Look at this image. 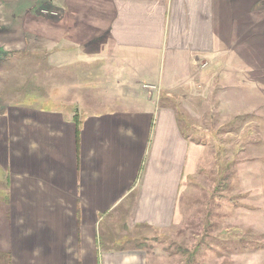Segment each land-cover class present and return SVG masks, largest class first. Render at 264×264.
<instances>
[{
    "label": "crops",
    "instance_id": "1",
    "mask_svg": "<svg viewBox=\"0 0 264 264\" xmlns=\"http://www.w3.org/2000/svg\"><path fill=\"white\" fill-rule=\"evenodd\" d=\"M61 8L55 23L46 21L56 34V94L6 101L0 112L8 184L0 217L12 261L164 264L165 256L122 239L182 223L184 192L208 147L194 142L187 114L174 104L204 94L216 102L219 86L256 71L264 0H63ZM99 62L115 82L113 96L100 101L110 108L80 112L72 104L95 102L72 99L86 80L80 66ZM66 71L79 73L80 82L66 84ZM104 88L98 83L107 94ZM143 88L155 90L137 96ZM120 216L126 229L111 241L106 222Z\"/></svg>",
    "mask_w": 264,
    "mask_h": 264
},
{
    "label": "rangeland",
    "instance_id": "2",
    "mask_svg": "<svg viewBox=\"0 0 264 264\" xmlns=\"http://www.w3.org/2000/svg\"><path fill=\"white\" fill-rule=\"evenodd\" d=\"M62 1L0 0V112L6 101L56 94L59 85L55 80L60 72L50 65L56 63L50 62V54L56 53V34L50 32L46 21L55 23L57 16L63 15ZM256 59V71L250 75L240 72L239 84L231 79L219 86L218 101L212 102V97L204 94L208 96L204 100L174 104L190 119L183 117V123L194 142L208 147L184 192L183 221L169 231H142L136 239L127 236L122 245L165 256L164 264H264V57ZM98 64L80 66L86 80L80 79L82 85L74 93L85 98L74 94L72 99L95 101L72 104L80 112L110 108L100 101L113 96L110 86L115 82L103 71L105 63ZM64 74L66 84L80 82L74 80L79 75L76 71ZM98 83L107 84V94L97 89ZM152 90L143 88L137 96ZM120 91L135 94L132 89ZM162 101L171 104L169 99ZM7 188L0 169V214L7 203ZM112 219L106 222L107 234L115 241L126 229V217ZM4 221L0 217V264H15L4 239Z\"/></svg>",
    "mask_w": 264,
    "mask_h": 264
},
{
    "label": "trees",
    "instance_id": "3",
    "mask_svg": "<svg viewBox=\"0 0 264 264\" xmlns=\"http://www.w3.org/2000/svg\"><path fill=\"white\" fill-rule=\"evenodd\" d=\"M77 123H78V124L80 123L79 120H77ZM79 132H80V130H79V128H78V134H79Z\"/></svg>",
    "mask_w": 264,
    "mask_h": 264
}]
</instances>
